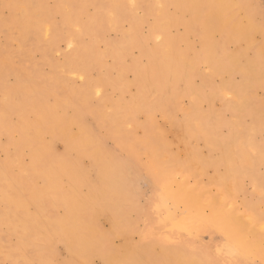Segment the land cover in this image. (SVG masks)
Returning <instances> with one entry per match:
<instances>
[{
    "label": "bare ground",
    "instance_id": "bare-ground-1",
    "mask_svg": "<svg viewBox=\"0 0 264 264\" xmlns=\"http://www.w3.org/2000/svg\"><path fill=\"white\" fill-rule=\"evenodd\" d=\"M17 2L21 7L8 23L18 40L25 31L38 37L34 28L42 27L47 59L63 29L60 41L73 50L63 69L51 68L48 76L58 92L51 101L37 99L36 113L22 117L28 124L15 141L18 154L30 148L31 162L22 169L40 183L26 194L20 189L27 186L8 180V161L0 163V256L18 257L2 244L14 223L21 234L13 249L35 252L21 264H264V176L256 170L264 149L254 141L264 129V0H54L66 11L56 28L38 2ZM123 21L129 25L122 27ZM177 26L183 34H170ZM109 30L118 36L109 38ZM20 73L10 89L6 85V106L12 97L23 104L29 88H45L32 72ZM235 74L250 82H233ZM131 85L136 101H125ZM108 87L119 95L106 94ZM217 100L218 109L202 110V103ZM244 116L250 126L238 121ZM227 126L219 138L218 129ZM167 127L182 130L174 136L176 149ZM200 140L211 155L200 153ZM39 158L41 167L34 169ZM220 164L224 171L204 181L205 169ZM137 176L149 180L145 204L134 200ZM50 198L63 209L53 222L43 208Z\"/></svg>",
    "mask_w": 264,
    "mask_h": 264
},
{
    "label": "rangeland",
    "instance_id": "rangeland-1",
    "mask_svg": "<svg viewBox=\"0 0 264 264\" xmlns=\"http://www.w3.org/2000/svg\"><path fill=\"white\" fill-rule=\"evenodd\" d=\"M26 1H29L31 3L38 2V4L40 5L41 8L46 9L47 10V17L49 19H51V21L55 25L54 26L55 28L58 25L64 24V20L66 19V14H65L66 11L60 12V10L55 6L54 0H26ZM19 4L20 3H18L17 0L16 1L15 0H11V1L10 0H0V163L4 162V161H8V166H7L8 180L11 182H13L14 180H18L21 182V184L23 186H27L26 189L22 188V187L20 189V191L27 194V191H25V190L30 189L34 185H38L40 183V180L37 179V181H36V179L32 178L31 175H29V176L25 175L23 172V169H22L24 166H27L28 162H31L30 148L23 146L20 148V154H18V150L15 146L16 139H18L19 135L23 134L22 133V127H24L26 124H28V122L22 121V117L25 116L27 119H29L32 116L33 111L36 113L37 99L38 98L48 99L50 101L53 99L52 93L54 94V93L58 92L59 85L54 79H52L48 76L50 75L52 69L55 70L56 72H60L63 69L62 63L65 59H68L70 57V56H66V55H68L73 50V48H65L63 46L62 41H60L61 40L60 38L64 32L63 29L61 32H58V35H60V38L57 40V48L58 49H56L55 51L50 50L48 52L47 59L42 58V54H41V51L45 50L46 46L48 44L47 40L45 38H43V36H42V33H43L42 27L34 28L36 34H39L38 37H36L34 35H31L29 37L25 31V35H23L21 37V39L18 40L16 38L18 36V32L14 28V26H12L10 23H8V20H10V18H9L10 13L14 14V13H16L17 10L20 9L21 5H19ZM173 11H174V7L172 5H168L167 12L171 14ZM128 25L129 24L127 21H123L121 23L122 27H126ZM194 28H195L194 26H190V29H194ZM107 32H108L107 36L109 38H112L113 36L114 37L118 36L116 31L109 30ZM146 32H147V25L144 24L142 27V33L146 34ZM169 32L172 35H181L184 32V27L177 26V27L169 29ZM80 38L82 40H85L87 38V36L83 34V35H81ZM105 39H107V38L105 37ZM193 39H194V37L192 35H190L189 37H186L187 42H190ZM179 43L184 44V43H186V41L184 39H181L179 41ZM98 48L103 49V44H99ZM138 54H139V50L137 48H134L132 50L131 55L137 57ZM143 61H144V59H143ZM111 63H112V60L110 58H108V60L107 59L105 60L106 66H109ZM22 68L25 69V72L29 71V72H32L33 74H35L40 80L39 87L43 86L45 88H41L39 90H38V88L35 90H31L29 88V93L27 94L28 95L27 100L24 101L23 104H21L20 101L16 100L14 97H12V99H9L8 105L6 106L4 104V97L6 95L5 94L6 85H8V89H10L9 85L14 83L15 77L18 75H22L20 73V70ZM91 72L95 73L94 70H92ZM113 73H115L114 70H113ZM132 77L133 76L131 74L128 75L129 80L132 79ZM217 78L219 79L218 76H215L212 79L213 80L212 83L215 80L214 83L217 84L219 81ZM72 79L74 80L76 85H80L81 80L78 77H73ZM232 79H233V82H237V83H241V84H243L244 81H245V83L250 82V79H247V78L243 79L238 74L233 75ZM198 81L199 80L197 79V81H195V82L197 83ZM132 86L133 85L129 86L124 91L123 97H124L125 101H128V99H130V97H132V96L134 97V99L136 101L135 87L134 86L132 87ZM150 87L151 86H148L145 89V92L148 94V96H153L154 95L153 94L154 89H153V87H151V88ZM150 90H151V92H150ZM106 94H110L113 98H116L119 95L118 91H113V90H111L110 87H108V89L106 90ZM258 94L260 95L261 91L260 92L256 91L257 96H258ZM183 100H184V102H183ZM213 102H214V104H213ZM182 103L183 104L188 103L186 96L182 97ZM219 104L220 103L217 100V101H212L209 104L202 103L201 106H202L203 111H210L213 108L218 109ZM156 114H157L155 116L156 120L161 122L162 117L160 116V114L158 112ZM178 116H180V114ZM228 116H229V118H228ZM142 117H143L142 115L138 116V118H142ZM225 117H227L226 119H230V120L233 119L229 115V113H225ZM142 120H143V118L139 119L140 122H142ZM238 121L242 122L243 125H245V126L251 125V119L249 116L241 117L238 119ZM229 128H230V126H227L225 128L223 127L221 129L219 128L218 132H217V134H218L220 131V133L218 134V137L224 139L226 137V134H227ZM72 130L73 131L76 130L75 124L72 125ZM176 130H177L178 134L176 133ZM139 131L140 130L138 129L137 132H139ZM170 131H171V129L167 127V131H166L167 137H168V139H171V141L173 142L171 147L173 149H176V148H178L179 145L175 141L174 136L178 135L177 137H179V136L183 135V133H182L181 129H175L174 130L175 132L173 131L174 133L170 132ZM223 135H225V136H223ZM254 137H255L254 141H256L257 143H260L261 147L264 149V129L262 131H259L257 134H255ZM46 138H49V136L46 135L45 139ZM200 142H201V140L198 141V143H197L198 144L197 145L198 150H199V147L201 146L200 147L201 149L199 150L200 153L202 155H204L205 153H208L211 155L210 149L209 148H207L208 150L205 149L207 147V145H205L203 142L202 143H200ZM35 144L38 145V142H36ZM107 144H109V142H107ZM202 144H204V145L202 146ZM60 147H61V145L58 144L56 146V149H59ZM210 155H208V156H210ZM204 156L207 157L206 155H204ZM212 156L216 159L217 154L216 153L212 154ZM41 159L42 158H39L35 161H32V164H34V169H39V167H41L40 166ZM84 163H86V162H84ZM214 168L215 167H213V166H209L205 169V172L203 175V178H205V179H203L204 181H208L207 179L210 180L211 177L217 176L218 171H219V173L224 171V166L222 164H220L218 167H216V169H214ZM221 169H223V170H221ZM256 170L260 175L264 176V164L258 165ZM133 181H134V184L136 186H138L137 187L138 190L133 189L134 195H135L134 200L136 201L137 205L145 204V202L147 201L148 196H149L148 192L150 191L149 182H148L149 180H147V179L145 180V178H143L141 176H137V177L133 178ZM245 183H247L246 179L244 180V184H243L244 188H245V192H246L245 197L250 198V196H251L250 193H252L251 192V185H250L249 181H248L249 184L247 183L248 185H246ZM249 186H250V188H249ZM82 188H84V187H82ZM239 199L240 200L243 199L242 195H239ZM2 206H3V204H0V211L3 210V209H1ZM43 208H44V212L47 214V217L51 220V222H53L52 216L58 217L61 214H63L62 207L52 198H50V200H48V202L46 204H43ZM102 223H103L102 227L104 229H107L108 228L107 221H103ZM50 224H54V223H50ZM8 225L13 227V231L9 233V234H11L10 236H5L4 233L2 234V236H4L3 240H2V244H6V246L8 245L7 248H9L11 246H13V248H14L16 246L15 243L17 240L16 234H21V233L17 230L14 223H8ZM30 235H32V232H30ZM136 238L137 237L134 236L135 240H136ZM11 248H9V249H11ZM13 248H12V251H14V255L18 256L19 258L15 257L14 260L10 259L9 254H7L5 251H2L3 254L0 256V264H21V262L24 259H27L28 255L30 253H32V254L35 253L32 246H30V249L27 248L24 252L19 250V249L14 250ZM58 249L60 250V255L61 256L64 255L65 251H64V248L61 246V244L58 245ZM94 261H95V264L96 263L99 264L97 259ZM32 264H36V263L32 262Z\"/></svg>",
    "mask_w": 264,
    "mask_h": 264
}]
</instances>
